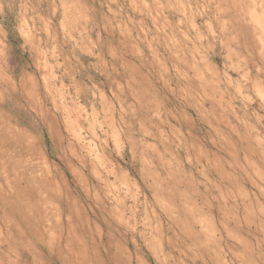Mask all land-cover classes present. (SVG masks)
<instances>
[{
	"label": "rangeland",
	"instance_id": "obj_1",
	"mask_svg": "<svg viewBox=\"0 0 264 264\" xmlns=\"http://www.w3.org/2000/svg\"><path fill=\"white\" fill-rule=\"evenodd\" d=\"M0 264H264V0H0Z\"/></svg>",
	"mask_w": 264,
	"mask_h": 264
}]
</instances>
